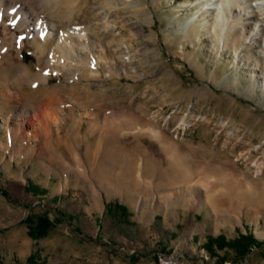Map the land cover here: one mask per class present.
I'll return each instance as SVG.
<instances>
[{"label": "rangeland", "instance_id": "1", "mask_svg": "<svg viewBox=\"0 0 264 264\" xmlns=\"http://www.w3.org/2000/svg\"><path fill=\"white\" fill-rule=\"evenodd\" d=\"M206 1L6 0L30 72L0 50V264H264V0L222 35ZM74 30L91 51L45 69Z\"/></svg>", "mask_w": 264, "mask_h": 264}, {"label": "bare ground", "instance_id": "2", "mask_svg": "<svg viewBox=\"0 0 264 264\" xmlns=\"http://www.w3.org/2000/svg\"><path fill=\"white\" fill-rule=\"evenodd\" d=\"M251 0H208L203 4V8L208 11L211 10L213 14V20L211 22V30L214 34L222 35V34H229L233 29V26H229V20L230 17H232V13L236 12L237 15H246L248 14L249 10L252 12L253 8L252 5L250 4ZM13 4V3H12ZM263 4V3H261ZM62 6V5H61ZM213 6V7H212ZM264 5H258L257 7L263 8ZM200 10L197 9L198 13ZM11 12L14 14V16H11L9 20H7L10 23H19L18 21V11L15 7H9L7 5L6 0H0V27L1 24L6 27V22L2 20V16L7 13ZM27 14V13H26ZM263 14V13H262ZM195 17H199L197 14ZM28 18V17H27ZM28 19H25V22H27ZM31 20L34 21V26L33 28L26 34L27 37H32L34 38V42L36 43L38 51L41 53H45V50L50 46V42L52 38L54 37L53 35V30H52V24L48 23L45 21L43 18H40L38 16L31 17ZM203 22L202 26L206 28L208 21L206 20H201ZM7 22V23H8ZM259 24L256 23L255 26H258ZM7 28V27H6ZM5 28V29H6ZM73 35L72 41L69 40V36ZM71 38V37H70ZM237 42V40H236ZM71 44L73 46H71ZM89 41L86 38V34H84L81 30H74L73 33L66 34V32H61V34L58 36L55 44L52 46L51 50L48 53V57L45 61H43L42 65L45 67V69H48L50 67H55L60 68L61 70H66L67 67L70 66L71 62H68V60L73 59L74 57H79L80 52L82 53L84 50L90 52L91 48L88 49ZM84 46V48H82ZM24 47V41L23 39H18L16 42L13 40V38L9 39V41L4 39L3 36L0 35V50H3L6 54V57L12 58V63L9 66H6L5 70L10 71V69L14 65H19L20 67L22 66L21 60L18 57H13L12 52L14 51L15 53L18 54V52H21ZM94 48V46H93ZM42 54V55H43ZM93 57V56H92ZM17 61V62H16ZM98 64V62L96 61ZM93 64L94 71H97L96 65ZM23 67V75L24 76H29L30 70L28 68ZM49 70V69H48ZM94 73V72H93ZM49 81V75L48 74H39L37 75L36 79L34 81L29 82L30 87H38L36 90H40L41 92L46 91L45 87L47 86ZM4 90H8V86H3L2 87ZM0 89V98L3 96L2 90ZM18 95L21 97V99H25L23 94L19 91ZM14 97V94L12 92L8 93L7 96V101L9 103L12 102V99ZM20 99V100H21ZM263 168V163L257 164L256 169L259 172Z\"/></svg>", "mask_w": 264, "mask_h": 264}, {"label": "trees", "instance_id": "3", "mask_svg": "<svg viewBox=\"0 0 264 264\" xmlns=\"http://www.w3.org/2000/svg\"><path fill=\"white\" fill-rule=\"evenodd\" d=\"M223 239V237L219 236L215 240L219 241ZM221 248L223 247H234L240 252L241 254H245V252L250 248V247H260L263 245V243L257 241L251 234L249 235H241L238 239V241L235 242H228L223 244H218Z\"/></svg>", "mask_w": 264, "mask_h": 264}]
</instances>
